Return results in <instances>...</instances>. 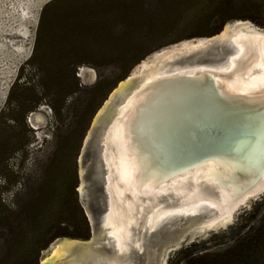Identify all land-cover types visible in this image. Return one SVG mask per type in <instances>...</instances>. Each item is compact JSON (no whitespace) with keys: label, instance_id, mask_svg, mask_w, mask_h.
<instances>
[{"label":"rangeland","instance_id":"obj_1","mask_svg":"<svg viewBox=\"0 0 264 264\" xmlns=\"http://www.w3.org/2000/svg\"><path fill=\"white\" fill-rule=\"evenodd\" d=\"M230 1L232 8L242 4L251 8L249 4L255 2L264 10V0ZM219 7L218 0H0V256L27 245V235L40 218L34 198H70L74 172L79 198L82 143L119 76L152 69L163 55L197 41V37L178 39L197 32V24L208 17V25L215 24L217 16H222ZM235 12L231 9L225 15ZM187 67L191 66L168 65L170 69ZM19 73L24 76L21 80ZM8 94L11 104L5 111ZM42 97L25 117L21 109L13 108ZM89 153L91 158L94 152ZM87 174L92 179L88 202L100 216L103 204L96 167L90 165ZM263 200L264 189L239 207L226 226L168 252L164 264L186 255L181 251L189 245L193 252L201 250L196 253L223 248L232 242L230 229L242 213ZM207 207L204 213H211ZM260 213L261 209L253 215L255 220ZM168 215L158 220L152 233L142 230L141 248L128 264H156L168 233L184 227L189 232L195 225L189 219L176 221L177 213ZM189 222L194 224L188 226ZM91 233L90 226V237ZM59 238L39 252L37 264L53 244H57L55 252L64 239H71ZM106 246L110 247L107 241ZM62 252L56 257L68 258V252Z\"/></svg>","mask_w":264,"mask_h":264},{"label":"bare ground","instance_id":"obj_2","mask_svg":"<svg viewBox=\"0 0 264 264\" xmlns=\"http://www.w3.org/2000/svg\"><path fill=\"white\" fill-rule=\"evenodd\" d=\"M226 26L217 35L203 39L209 41L219 38L224 43L234 45V55L228 56L225 63L168 68L184 50L196 48L200 39L182 46L180 50L170 51L161 57L156 67L142 69L146 71L141 75L139 87L145 89L137 95H133L132 91L131 97L124 99V105L113 112L117 118L107 123L108 128L105 126L108 156H103V159L108 173L106 189L109 192V205L104 224L108 228V237L114 241L116 255L93 256L96 263L125 264L119 255L132 248L139 250L143 240L142 230L153 229L158 220L168 214L205 212L208 206L214 213L202 226L210 228L216 223L228 224L241 204L264 189V147L253 159L254 166L257 164L254 169L239 166L232 160L214 159L180 173L158 175V171L163 172L162 162L153 156L152 151L144 148L137 137L139 126H134L136 108L150 91L148 83L160 78L162 84L165 81L161 77L167 75H185L191 80H203L204 84H208L210 79L215 88L228 98L250 105H264V35L255 27L242 23L233 29L231 25ZM134 75L130 73V76ZM110 114L109 117L112 112ZM134 135L139 139V146H143L144 153L138 148V139ZM154 160L158 162L157 165ZM78 190L82 192V182ZM56 245L53 244L45 252L47 255L42 253L40 264L60 259L56 254L68 252L71 241L64 239L52 252ZM85 252L79 254L80 259L89 258Z\"/></svg>","mask_w":264,"mask_h":264},{"label":"water","instance_id":"obj_3","mask_svg":"<svg viewBox=\"0 0 264 264\" xmlns=\"http://www.w3.org/2000/svg\"><path fill=\"white\" fill-rule=\"evenodd\" d=\"M240 23L255 27L261 31V35H264L262 33L264 28L254 26L248 20H234L226 24L231 25L233 29ZM215 35L195 38L200 39L201 42H198L193 50H184L173 60L174 63L182 66L225 63L233 52L234 45L224 43L219 38L203 40ZM261 35L260 37H263ZM145 71L144 69L134 76H130V71L124 79L116 83L94 114L82 143L79 157L82 192H79V200L85 207V215L92 229L91 237L86 240L69 239L71 246L68 249V258L63 257L45 264H100L93 260V256L116 255L114 241L108 237L106 233L108 228L104 224L109 205V192L106 189L108 173H106L103 159V156H108L106 130L109 125L107 123L114 120L116 115L113 112H117V107L124 105V99L129 97L132 91H134L133 95H137L145 89L139 87L141 75ZM161 79L165 81L162 84L160 78L148 83L149 94L142 103L138 104L134 120L136 122L134 126H139L138 129H140L137 137L142 141L144 148L152 151L153 156L155 155L162 162L163 172L158 171V175H173L214 159L232 160L237 165L250 169L256 167L257 164L254 166L253 159L260 148L264 147V105H250L228 98L215 88L210 79L208 84H204L203 80L202 82L196 79L191 80L185 75H167ZM111 112L112 116L109 117ZM134 136L137 140L136 135ZM142 147L138 148L144 153ZM90 151L94 152L91 158H89ZM154 163L157 165L158 162L154 160ZM90 165L96 167L95 179L100 182V196L103 204L100 216L91 210L87 198L88 186L92 180L87 174ZM164 168L168 171L164 172ZM256 195L250 196L248 200ZM243 205L245 204H241ZM213 213L211 210V213L180 214L176 221L187 222L189 219L193 220L195 225L190 231L188 230L189 232L187 227H184V229L168 233L156 264L165 261L166 254L178 248L181 243L191 241L195 236L205 234L211 229L227 225L216 223L210 228L202 226V223L210 219ZM158 223L150 230L151 233ZM194 223L189 222L188 226ZM59 240L62 239H56V241ZM106 241L110 247L106 246ZM83 251L89 254L88 259H80L79 254ZM105 252L109 256L105 255ZM137 253L138 249L132 248L119 257L128 264L133 261Z\"/></svg>","mask_w":264,"mask_h":264},{"label":"trees","instance_id":"obj_4","mask_svg":"<svg viewBox=\"0 0 264 264\" xmlns=\"http://www.w3.org/2000/svg\"><path fill=\"white\" fill-rule=\"evenodd\" d=\"M218 1L222 16H217L218 19L215 24L209 26L210 17H208L205 23L197 24V32L178 40L192 37H210L219 33L224 24L230 20H250L256 25L264 27V10H261L255 2L249 4L251 8H245L243 4L240 6L241 8H236V6L232 8L230 0ZM231 9L236 12L226 16L225 13ZM254 13H260L261 17H255ZM139 59V61L142 60V58ZM127 72L120 75L117 81L124 79L129 74ZM17 77L18 80L24 78L22 73H19ZM43 98L26 105L20 102L13 108L21 109L25 117L37 108ZM10 102V95L8 94L3 110H9ZM50 107L54 109L53 106ZM72 179L73 183L69 187L72 194L70 198H62L61 196L59 198H34L38 202L36 212L40 218L34 228L30 230L31 233L27 235V245H21L14 254L4 252L0 256V264H37L39 252L56 238L69 237L86 240L90 237V224L75 190L77 186L76 172H74ZM262 205H264V200L262 203L254 205L251 210L242 213L239 223L230 229L232 242L223 248L212 252L196 253L201 250L193 252L192 245H189L181 251V253H188L178 257L173 264H264V209L261 208ZM260 209L261 213L255 220L253 215Z\"/></svg>","mask_w":264,"mask_h":264},{"label":"snow or ice","instance_id":"obj_5","mask_svg":"<svg viewBox=\"0 0 264 264\" xmlns=\"http://www.w3.org/2000/svg\"><path fill=\"white\" fill-rule=\"evenodd\" d=\"M244 87H245V88H247V87H248V85H244Z\"/></svg>","mask_w":264,"mask_h":264}]
</instances>
